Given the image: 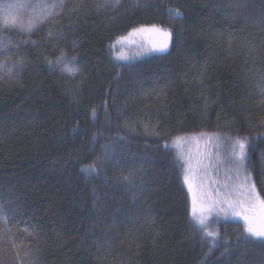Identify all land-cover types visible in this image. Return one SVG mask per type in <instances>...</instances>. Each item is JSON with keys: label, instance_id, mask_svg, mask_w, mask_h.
<instances>
[{"label": "trees", "instance_id": "trees-1", "mask_svg": "<svg viewBox=\"0 0 264 264\" xmlns=\"http://www.w3.org/2000/svg\"><path fill=\"white\" fill-rule=\"evenodd\" d=\"M35 1L52 10L33 31L0 21V64H23L0 78V264H264L242 216L199 212L185 182L203 138L216 185L247 175L264 200V0ZM151 27L162 53L124 48Z\"/></svg>", "mask_w": 264, "mask_h": 264}, {"label": "rangeland", "instance_id": "rangeland-1", "mask_svg": "<svg viewBox=\"0 0 264 264\" xmlns=\"http://www.w3.org/2000/svg\"><path fill=\"white\" fill-rule=\"evenodd\" d=\"M10 5L13 6L11 10H9ZM16 5H24V7L16 8ZM51 10L46 3L35 0H0V21L13 28H20L18 26L22 24L26 29L28 25H38ZM168 35L165 30L159 27L142 28L135 33L134 38L123 42V45L129 51L138 50V52L159 54L166 49L160 50L168 41ZM213 147L210 141L203 138L190 146V150L195 154L194 159L192 158L194 161L190 165V169H192L188 183L191 184L190 191L196 207L202 213L207 212L210 207L211 209L215 208L217 202L223 201L225 198L230 202L234 200V197L242 196L241 191L236 187L235 190L230 188L224 193L223 186L216 185L213 181V171L216 166L218 169L220 166L217 165L218 161L214 163Z\"/></svg>", "mask_w": 264, "mask_h": 264}, {"label": "snow or ice", "instance_id": "snow-or-ice-1", "mask_svg": "<svg viewBox=\"0 0 264 264\" xmlns=\"http://www.w3.org/2000/svg\"><path fill=\"white\" fill-rule=\"evenodd\" d=\"M118 2V0H117ZM106 4H98V8L105 7ZM13 6H9V10H11ZM16 8L24 7V5H16ZM182 14L176 10L175 16L180 17ZM21 31L25 30L24 25H19ZM34 25H28L26 26V30L28 32L33 31ZM167 47V44L165 43L161 47V51H163ZM123 58V57H120ZM49 65H53V61H48ZM55 66L59 67L61 72H65L69 75H75L76 72L79 71L78 68L75 67L74 64V58L73 60L66 59L65 55L61 53L59 57H57L55 61ZM23 68L22 63H18L13 66H9L6 63L0 64V78H3L4 75H6L9 79L13 78L14 76H18L20 74V71ZM93 117H95V111H93ZM239 146V151L235 152L234 155L236 159L232 161V163L236 166L237 171V179H239V172L241 169L246 167V161H247V154H246V144L243 141H237L236 142ZM82 172H85L89 175L93 173H97V166L90 165L86 169H81ZM189 180L188 176L185 175V182L187 183ZM227 187V185H225ZM237 188L241 191V195L243 196L242 200H239L236 202V204H232L225 198L223 201H218L217 203L221 204V207L219 208L220 212H224L227 214L228 210H232L234 215L242 216L244 222H245V231L249 234L251 238H255L256 240H259L262 244H264V200L259 199V197H256L255 202H251V198L256 195L255 190V184L249 183V177L246 175L244 179L237 185ZM189 189L191 190V184H189ZM245 201H249L247 207H245ZM224 204H227V208L223 207ZM259 205L260 212H259V218H257V214L254 212V209L256 208V205ZM236 207H240L244 209V212H237L235 211ZM211 207L207 209V211L211 212ZM251 212L252 214H245ZM195 216V212H194ZM197 223L201 226L202 230L206 227L205 226V219L203 217H195ZM208 236H213L214 233L207 232Z\"/></svg>", "mask_w": 264, "mask_h": 264}]
</instances>
